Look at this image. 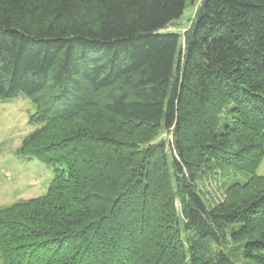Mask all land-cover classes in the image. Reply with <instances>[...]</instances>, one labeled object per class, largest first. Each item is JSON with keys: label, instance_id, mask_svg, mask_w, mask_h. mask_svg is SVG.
<instances>
[{"label": "trees", "instance_id": "16d2710c", "mask_svg": "<svg viewBox=\"0 0 264 264\" xmlns=\"http://www.w3.org/2000/svg\"><path fill=\"white\" fill-rule=\"evenodd\" d=\"M187 2L0 0V103L35 107L16 157L64 167L0 207L1 264H264V0L169 30Z\"/></svg>", "mask_w": 264, "mask_h": 264}, {"label": "rangeland", "instance_id": "374dc122", "mask_svg": "<svg viewBox=\"0 0 264 264\" xmlns=\"http://www.w3.org/2000/svg\"><path fill=\"white\" fill-rule=\"evenodd\" d=\"M201 2L202 0H188L181 17L169 30L183 34L195 18ZM34 112L33 103L23 95L13 98L8 103H0V207L44 196L54 177L55 168L64 169L63 166L53 167L35 159L25 161L16 157L21 141L33 129L28 119ZM69 124L71 123H67ZM121 127L117 128L115 124L112 125V129L121 130V133L131 137L142 147H147L160 140H171L170 134L164 132L155 134L147 130L145 132L141 128ZM53 130L54 127L48 128L46 136L52 134ZM256 174L264 175V157L256 169ZM196 186L208 206L214 205L223 198V191L218 187L217 179L209 173L200 176L196 181Z\"/></svg>", "mask_w": 264, "mask_h": 264}]
</instances>
